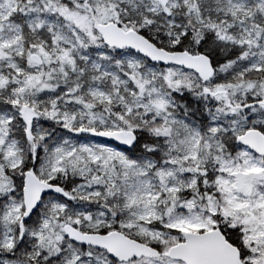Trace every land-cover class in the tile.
I'll list each match as a JSON object with an SVG mask.
<instances>
[{
    "label": "snow or ice",
    "instance_id": "6c2138e0",
    "mask_svg": "<svg viewBox=\"0 0 264 264\" xmlns=\"http://www.w3.org/2000/svg\"><path fill=\"white\" fill-rule=\"evenodd\" d=\"M0 264H264V0H0Z\"/></svg>",
    "mask_w": 264,
    "mask_h": 264
}]
</instances>
